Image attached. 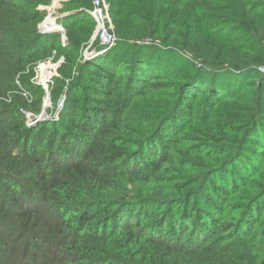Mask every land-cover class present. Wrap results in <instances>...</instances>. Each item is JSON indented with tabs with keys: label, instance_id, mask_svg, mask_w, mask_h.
<instances>
[{
	"label": "trees",
	"instance_id": "16d2710c",
	"mask_svg": "<svg viewBox=\"0 0 264 264\" xmlns=\"http://www.w3.org/2000/svg\"><path fill=\"white\" fill-rule=\"evenodd\" d=\"M53 1L0 0V264H264V0H105V52Z\"/></svg>",
	"mask_w": 264,
	"mask_h": 264
},
{
	"label": "rangeland",
	"instance_id": "374dc122",
	"mask_svg": "<svg viewBox=\"0 0 264 264\" xmlns=\"http://www.w3.org/2000/svg\"><path fill=\"white\" fill-rule=\"evenodd\" d=\"M61 1L62 0L57 1L56 5L53 7V9H52V5L47 7L48 15H49V13H52V15L50 17H48V15H47L46 16L47 17L46 21H48L49 19L52 20L53 24L55 25V28H53L52 31L49 30V32H58V33H60L61 34V38H62L61 40H62V42L64 44L66 39H65V36L62 35L63 27H61L57 23V19H58V17H60L59 14H58V9L60 8V2ZM53 2H52V4H53ZM46 17H45V19H46ZM44 20L38 26V31L40 33H41V31L43 32L41 34H46L44 32L45 30H43V24L46 22V21L44 22ZM83 54L84 55L86 54V58H87V56H91V55L93 56V53H91L89 51L86 52V50L83 51ZM62 63H63V59L60 58L57 61H52L50 59V60H48V61H46L44 63H40L38 65L37 70H36V75L34 77V83H36L37 85H39L43 89V95H42V98H41L42 104H41L40 113L38 115H34V114L30 113V112L26 113V122H27V124L29 126L33 127L39 121L50 120L53 117L54 118L58 117L59 111L63 107V103L65 101V96L62 95L58 100L54 101L52 99L51 86H52V83H53V81H52L53 78L58 77V69H59V67H60V65ZM197 64H198L197 66H199L200 63L197 62ZM260 70L263 71L264 68H260ZM30 93L27 92V93L23 94V97H25L29 102L34 101V99L37 98L36 95L32 96Z\"/></svg>",
	"mask_w": 264,
	"mask_h": 264
},
{
	"label": "built area",
	"instance_id": "2783aa9c",
	"mask_svg": "<svg viewBox=\"0 0 264 264\" xmlns=\"http://www.w3.org/2000/svg\"><path fill=\"white\" fill-rule=\"evenodd\" d=\"M91 2L92 9L89 11V15L95 22V31L92 39H97L99 41V44L104 47L103 52H105L112 48L115 44L113 25L109 13V5L105 0H91ZM51 15L52 13H49L48 16L50 17ZM44 32L48 33L49 31Z\"/></svg>",
	"mask_w": 264,
	"mask_h": 264
},
{
	"label": "water",
	"instance_id": "95a60500",
	"mask_svg": "<svg viewBox=\"0 0 264 264\" xmlns=\"http://www.w3.org/2000/svg\"><path fill=\"white\" fill-rule=\"evenodd\" d=\"M57 1H59V0H55L54 2H53V4H52V9H53V7L56 5V3H57ZM49 17V16H48ZM46 19H47V17H46ZM46 19L44 20V22L46 21ZM43 22V23H44ZM42 25V24H41ZM41 33H43L42 31H41ZM62 35L63 36H65V31L62 29Z\"/></svg>",
	"mask_w": 264,
	"mask_h": 264
},
{
	"label": "bare ground",
	"instance_id": "6f19581e",
	"mask_svg": "<svg viewBox=\"0 0 264 264\" xmlns=\"http://www.w3.org/2000/svg\"><path fill=\"white\" fill-rule=\"evenodd\" d=\"M53 28H55V25L53 24L52 20H51V24H50V28L49 29H45V23L43 24V30L45 31H49V30H52ZM44 76V75H43Z\"/></svg>",
	"mask_w": 264,
	"mask_h": 264
}]
</instances>
